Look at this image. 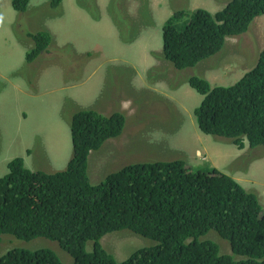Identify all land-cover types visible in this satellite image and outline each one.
Here are the masks:
<instances>
[{"label": "trees", "instance_id": "obj_1", "mask_svg": "<svg viewBox=\"0 0 264 264\" xmlns=\"http://www.w3.org/2000/svg\"><path fill=\"white\" fill-rule=\"evenodd\" d=\"M62 1L52 0L51 7ZM140 1L139 15L149 17L148 0ZM29 2L11 0V7L23 13ZM112 3L122 11H110L122 43L138 39L137 26L154 25L151 19L139 23L127 18L124 0ZM77 6L93 20L101 18L96 0H77ZM169 7L174 11L162 25V53L157 54L175 70L193 69L206 59L216 63L226 53L228 39L243 37L253 20L264 16V0H230L214 14L196 9L188 20L183 11ZM27 38L32 45L27 64L51 53L49 32H28ZM93 56L86 53L83 62ZM208 60L202 64H211ZM186 81L202 96L193 114L203 134L230 141L238 150L264 151V49L256 65L232 86L212 87L196 75ZM124 124L119 112L104 116L80 109L69 123L73 155L64 171H31L23 158L12 159L0 178V243L4 235L24 241L45 238L66 251L72 264H264V212L257 193L216 168L191 171L183 160L136 163L91 184L90 152L119 137ZM122 230L156 244L118 262L100 241ZM211 231L228 242L230 254L203 239ZM0 264L64 263L47 248H13L0 257Z\"/></svg>", "mask_w": 264, "mask_h": 264}, {"label": "rangeland", "instance_id": "obj_2", "mask_svg": "<svg viewBox=\"0 0 264 264\" xmlns=\"http://www.w3.org/2000/svg\"><path fill=\"white\" fill-rule=\"evenodd\" d=\"M51 1L30 0L26 11L17 13L11 0H0V178L17 157L31 171H64L73 155V115L80 109L104 116L119 112L125 117L121 135L88 157L91 184L130 164L183 160L191 171L216 168L256 192L264 212V151L238 150L230 141L203 134L193 114L202 96L186 81L196 75L212 87L234 85L256 65L264 49V16L253 20L248 34L227 40L226 53L217 64L206 59L193 69L175 70L155 52L162 53V25L174 11L169 5L188 20L196 9L214 14L230 0H148L150 18L139 15L140 0H124L127 18L154 23L137 26L138 39L129 44L122 43L119 25L117 30L112 22L110 11H122L111 0H96L101 16L97 21L77 6V0H63L57 8ZM40 31L49 32L60 49L27 64L25 55L32 47L27 33ZM85 53L93 59L85 71L75 69ZM207 60L211 64H202ZM187 70L191 74H185ZM257 155L261 157L254 158ZM203 239L215 241L222 254H230L228 242L213 231ZM100 243L118 262L156 244L128 230L109 233ZM13 248H47L64 264L73 263L56 242L45 238L24 241L4 235L0 257ZM87 250H92V243Z\"/></svg>", "mask_w": 264, "mask_h": 264}, {"label": "crops", "instance_id": "obj_3", "mask_svg": "<svg viewBox=\"0 0 264 264\" xmlns=\"http://www.w3.org/2000/svg\"><path fill=\"white\" fill-rule=\"evenodd\" d=\"M52 36V35H51ZM53 39V38H52ZM53 48H52V51H51V53H55L56 52V50L57 49H60L59 47H57L56 48V43L53 41ZM51 53H49V54H51ZM48 54V55H49ZM78 54H80V53H78ZM86 54V53H85ZM85 54H81V56H80V58H82L83 57V55H85ZM44 56H46V55H44ZM78 65H75V69L76 68H78V69H80V71L83 69L84 71H85V68L87 67V64H85L84 62H83V58L79 61V63H77ZM264 199V198H263Z\"/></svg>", "mask_w": 264, "mask_h": 264}, {"label": "bare ground", "instance_id": "obj_4", "mask_svg": "<svg viewBox=\"0 0 264 264\" xmlns=\"http://www.w3.org/2000/svg\"><path fill=\"white\" fill-rule=\"evenodd\" d=\"M155 52L159 54V52H157V51H155Z\"/></svg>", "mask_w": 264, "mask_h": 264}]
</instances>
